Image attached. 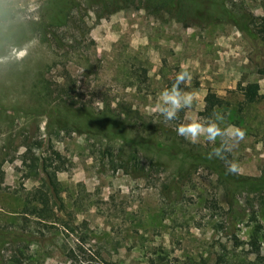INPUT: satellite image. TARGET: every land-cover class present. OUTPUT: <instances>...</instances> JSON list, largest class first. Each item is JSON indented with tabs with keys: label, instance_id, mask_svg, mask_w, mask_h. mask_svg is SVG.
<instances>
[{
	"label": "rangeland",
	"instance_id": "obj_1",
	"mask_svg": "<svg viewBox=\"0 0 264 264\" xmlns=\"http://www.w3.org/2000/svg\"><path fill=\"white\" fill-rule=\"evenodd\" d=\"M181 69L192 103L164 121L161 92ZM249 82H257L258 95L246 103L241 88ZM207 92L223 100L211 118L200 113ZM61 98L95 136L57 127L66 113ZM128 107L186 150L213 146L176 134L191 120L219 114L229 138L243 131L219 159L227 181L179 154L140 153L145 168L150 157L161 162L147 175L113 166L100 153L104 144L139 143L145 134L125 118ZM32 154L55 173L62 210L50 221L22 211L27 200L37 205L30 194L42 182L39 168L28 167ZM261 176L264 0H0V227L33 237L0 250L10 264L62 263L63 246L103 264H249L245 242L256 222L264 227V211L258 195L232 178Z\"/></svg>",
	"mask_w": 264,
	"mask_h": 264
},
{
	"label": "trees",
	"instance_id": "obj_2",
	"mask_svg": "<svg viewBox=\"0 0 264 264\" xmlns=\"http://www.w3.org/2000/svg\"><path fill=\"white\" fill-rule=\"evenodd\" d=\"M173 0H167L170 4ZM175 2L181 3L182 0H175ZM48 33V32H47ZM46 33V34H47ZM45 34V35H46ZM58 43L62 40V38L56 37ZM241 92L244 96V100L246 103L253 102L258 95V84L257 82H249L245 86L241 88ZM223 103V100L218 97L214 92H207L205 95V101L203 109L200 113L204 116L211 118L212 114L215 111V108L220 106ZM71 102H67L65 98H61V102L57 105L62 107L66 113L59 115L55 119V123L59 129L65 127H72L78 133L87 132L91 133L93 136L96 135L98 130H91L90 126L85 123L83 120L79 121L75 118H72L73 114L70 113V105ZM131 108L128 107L127 110L124 111L125 118L134 119L135 124L139 127L137 129L141 130L142 133L139 134L141 142H135L131 137L127 138L126 142L128 144V148H125L123 143L119 147H114L113 144H104L101 148V155L107 157L109 162L114 166L116 163H119L124 170L128 172H132L135 174H145L147 175L149 170H155L160 167V163L156 161L154 158L150 157L147 160L148 167L145 168L143 165L142 156L140 153L148 152L152 155H167L171 156L173 154H179L181 157V161H185L188 165H203L210 168L213 172L217 174V176L223 180L227 181L228 176L222 169V164L219 159L213 157L211 159L208 158L209 151H192L191 149H185L184 146H180V143H176L173 137L165 132L162 126L152 122V120H144L138 114L136 110L131 111ZM64 111V112H65ZM134 114H130V113ZM69 113V114H67ZM90 114L85 113L84 117H89ZM105 117V116H102ZM96 119V118H95ZM102 120V119H101ZM105 120V119H104ZM102 120V121H104ZM98 128H102L99 126ZM220 143L216 142L214 146H219ZM28 153V150L24 152V155ZM225 152L222 153V158H226ZM28 167L31 170H37L39 168L38 174L45 175L44 177L38 176L37 178L42 181L40 185L31 192V200H35L37 205H32L31 201H28L23 204V212L26 214L34 215L35 217H39L41 219H45L50 221L54 217V210L60 208L59 201V193L57 188H55L52 184V179L55 176L54 172H50L46 168L44 164V160L38 155L32 154L29 158ZM238 184V187L245 188L247 191H251L258 195L260 202V211H264V176L260 178H232ZM40 205V206H38ZM57 222V221H55ZM61 224L69 229L70 231H74L75 225L67 222L61 221ZM33 240L32 234L30 232L24 231L23 229L18 230L14 228L0 227V250L3 249L8 244H26ZM264 243V227L261 223L256 222L249 234L248 240L245 242L247 246V251L254 255L252 261L249 264H264V253L261 254V244ZM237 244V242L235 243ZM14 245V246H15ZM61 251L65 255V260L59 264H103L97 261H92L90 258L80 259L78 258L79 252L73 246H63L61 247ZM108 264H113L112 262H107ZM148 264H158L154 259L149 258L147 260ZM0 264H10L7 261V258L4 259L0 256ZM166 264V263H164Z\"/></svg>",
	"mask_w": 264,
	"mask_h": 264
},
{
	"label": "clouds",
	"instance_id": "obj_3",
	"mask_svg": "<svg viewBox=\"0 0 264 264\" xmlns=\"http://www.w3.org/2000/svg\"><path fill=\"white\" fill-rule=\"evenodd\" d=\"M189 78V73L186 69H181L175 76L174 83L170 88L161 92V99L158 105L159 114L164 121H173L177 118V113L181 109H186L191 106L192 97L190 94L184 93L181 90V85H184ZM214 119L206 121L191 120L188 123L177 125L175 132L178 136L192 144H197L201 139H204L209 144L215 145L218 138L221 143L219 146H214L208 153V158H221L222 153L235 147L239 140L243 139V131H239L234 137L229 138L227 130L221 128L223 117L219 114H214ZM231 139V143L228 141ZM229 172H235V167H228Z\"/></svg>",
	"mask_w": 264,
	"mask_h": 264
}]
</instances>
